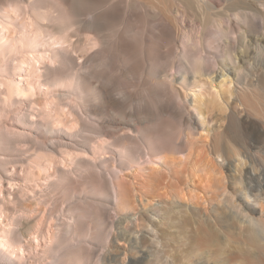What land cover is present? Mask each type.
<instances>
[{
	"label": "bare ground",
	"instance_id": "1",
	"mask_svg": "<svg viewBox=\"0 0 264 264\" xmlns=\"http://www.w3.org/2000/svg\"><path fill=\"white\" fill-rule=\"evenodd\" d=\"M262 51L264 0H0V264H264Z\"/></svg>",
	"mask_w": 264,
	"mask_h": 264
},
{
	"label": "rangeland",
	"instance_id": "2",
	"mask_svg": "<svg viewBox=\"0 0 264 264\" xmlns=\"http://www.w3.org/2000/svg\"><path fill=\"white\" fill-rule=\"evenodd\" d=\"M256 56L257 57H256L255 61L257 62V59H258L259 63H261L262 69H264V52L263 51L259 52ZM255 99H259V98H255ZM252 105L255 107V109L252 108ZM236 107L238 109H243V107L240 106L238 103H237ZM246 109L249 111V114L251 115V117L254 118L256 121L258 120V118H261L262 112L260 110L259 105L255 104V103L252 104V102L249 101ZM205 116H206L205 122L210 124V122L208 121L207 115H205ZM237 120L239 121L238 118L233 117V119L231 120L232 124H230V130H228V132H226L224 135H222V138L225 139V141H227L231 145V147L234 149V151L236 153L235 160H233V158L230 157V160H232L233 165L234 166L242 165V167L245 168V167L249 166V160H248V158L246 156V152H245V150H246V142L245 141L247 140V134H246L247 131H245L243 129L242 125L239 124V122ZM256 156H257V158H259L261 155H260V153H256ZM219 160H221V158H219ZM226 173L230 174V176L232 174H234L233 167H231L230 171H228V172L226 171ZM235 174L238 175V172L235 171ZM253 199H255V198L253 196H251L247 199V201L249 202V204L257 206V204L255 203L256 199L255 200H253ZM34 242H36V241H34ZM231 245H234V246H231L232 249L240 247L239 244H238V246H237V244H234V243H232ZM241 245H242V243H241ZM248 245H249L248 247H250V248H248L246 245H245L246 246L245 247L244 243L241 246V247H243V248H241L242 251H244L246 254L249 252L248 255H246L248 258H250V256H251L250 253H252V252L259 253L260 252L259 251L260 249L257 246L255 247L254 245H250V244H248ZM252 247L254 249H252ZM255 248H258L259 250L256 251ZM192 249H194L193 251L196 252L195 255L197 254L196 256H193V260L195 258V261L197 260V262H200V264H202V263H204V264H216L214 262L213 257H209V256L205 255L206 253L204 252V248H201V250H198L199 249L198 247L191 248V250ZM253 250H255V251H253ZM206 257H208V258H206ZM204 259H206V260H204Z\"/></svg>",
	"mask_w": 264,
	"mask_h": 264
}]
</instances>
